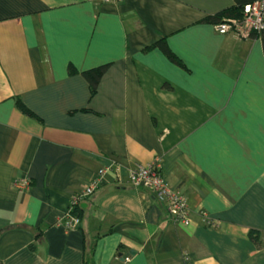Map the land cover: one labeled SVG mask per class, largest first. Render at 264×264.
<instances>
[{
    "label": "crops",
    "instance_id": "crops-1",
    "mask_svg": "<svg viewBox=\"0 0 264 264\" xmlns=\"http://www.w3.org/2000/svg\"><path fill=\"white\" fill-rule=\"evenodd\" d=\"M233 4L0 0L2 264H264L262 42L201 21ZM156 157L188 225L129 181Z\"/></svg>",
    "mask_w": 264,
    "mask_h": 264
},
{
    "label": "built area",
    "instance_id": "built-area-1",
    "mask_svg": "<svg viewBox=\"0 0 264 264\" xmlns=\"http://www.w3.org/2000/svg\"><path fill=\"white\" fill-rule=\"evenodd\" d=\"M214 27L219 34L233 32L240 37H250L254 33H260L264 30V0H254L247 4L240 20L227 19L214 24ZM103 174L104 169L99 170V174L72 198L69 209L64 215V225L67 229L79 225V218L73 215L71 210L81 199L90 196L101 185ZM128 178L133 186H145L152 190L157 200L165 202L169 215L184 225L189 224V208L186 198L169 188L161 172L160 158L156 157L146 165L131 169ZM14 185L18 188H24L29 185V182L15 179ZM186 264H191V262Z\"/></svg>",
    "mask_w": 264,
    "mask_h": 264
},
{
    "label": "trees",
    "instance_id": "trees-1",
    "mask_svg": "<svg viewBox=\"0 0 264 264\" xmlns=\"http://www.w3.org/2000/svg\"><path fill=\"white\" fill-rule=\"evenodd\" d=\"M252 1H254V0H234V4L233 5L225 7L223 9L211 14V15H207L201 21L202 22H207V23L217 24V23L225 21L227 19L240 20L243 17L245 6L247 4H249V3H251ZM251 36L261 39L263 53H264V30H262L260 33H254ZM155 45L160 47L162 49V51L165 52V54L169 58L174 59L172 52L167 47V45L165 43H163L162 40H159L157 43H155ZM108 65L109 64H101L99 66H96V67L81 71V75L88 82L89 91H90V95L91 96H93L96 93L99 81H100L102 75L104 74V72L106 71V69L108 68ZM69 70L71 72H73V69L71 67H69ZM15 104L23 113L28 114V115H30L32 117H37L30 109H28L26 107V105L21 101V99L15 98ZM71 213L73 215H75L76 217H78L79 220L81 219L79 204L75 205L72 208ZM255 233H257V232L253 231V230H251L249 232L250 236L253 239H256L255 236H253ZM91 252H92V250L88 251V253L85 254V259L83 261V264H94L93 260L91 258ZM0 264H2V263L0 262Z\"/></svg>",
    "mask_w": 264,
    "mask_h": 264
}]
</instances>
